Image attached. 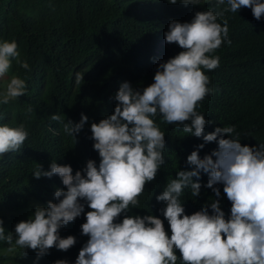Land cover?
<instances>
[{
    "label": "clouds",
    "instance_id": "9594fccd",
    "mask_svg": "<svg viewBox=\"0 0 264 264\" xmlns=\"http://www.w3.org/2000/svg\"><path fill=\"white\" fill-rule=\"evenodd\" d=\"M168 2L187 8L191 20H172L165 32V42L177 44L182 51L160 61L154 82L142 90L129 81L122 82L114 96V112L91 123L89 139L99 153L98 166L89 159L85 168L73 174L71 164L53 160L49 170L39 165L33 172L35 178L59 176L65 187L56 189L57 202L37 205L27 220L15 225L14 232L6 234L0 217V241L7 242L9 252L23 249L26 257L31 249L39 260L52 248L68 251L77 237H63L60 230L84 214L87 206L90 210L81 230L89 238L74 264H264V142L242 144L234 125L217 126L205 134L210 121L197 111L205 98L217 91L211 81L220 85L224 102L247 95L236 67L224 58L227 49L255 44L257 50L248 65L264 76V0ZM242 8L251 9V24L236 14ZM233 20L241 28L235 30ZM256 22H260L259 29ZM13 61L19 68L30 69L27 59L21 58L16 39L0 41V78L9 73ZM252 61H258L260 67L254 68ZM220 70L224 72L218 76ZM82 80L84 75L77 72L75 83L80 85ZM26 89V79L13 74L0 91V105L24 96ZM257 97L255 94L254 99ZM157 116L168 125H183L185 133L205 143L218 141V148L201 157L205 145H198L187 157L191 170H179L162 193L157 189L152 192L156 210L130 215L133 208H139L147 184L165 164L166 134L156 122ZM88 119L81 113L79 122L64 123L61 115H51V120L63 124L64 133L75 139ZM28 136L24 123L0 124V158L9 152L19 153ZM201 172L208 174L204 187L213 191L215 199L187 214L181 197L185 189H190L192 197L201 195ZM220 184L231 202L230 215L221 206ZM159 209L163 219L158 216ZM54 264L71 262L58 259Z\"/></svg>",
    "mask_w": 264,
    "mask_h": 264
},
{
    "label": "trees",
    "instance_id": "16d2710c",
    "mask_svg": "<svg viewBox=\"0 0 264 264\" xmlns=\"http://www.w3.org/2000/svg\"><path fill=\"white\" fill-rule=\"evenodd\" d=\"M186 14L187 8L179 2L170 4L168 0H0V41L16 39L21 58L27 59L30 65L25 70L13 61L6 79L0 80L3 85L13 74L26 79V94L0 105V124L24 123L29 131L19 153L9 152L0 158V217L6 234L14 232L19 221L27 220L37 205L46 207L49 201L57 202L56 189L65 187L59 176L35 178L33 172L39 165L49 170L53 160L71 164L73 174L85 168L89 159L99 165V153L93 148L94 141L89 139L91 123L114 112L117 104L114 96L122 82L129 81L134 88L142 90L154 82L160 61L182 51L177 44L165 42V32L172 20L190 22ZM236 14L251 24L250 8H242ZM259 24L255 23L258 29ZM232 27L241 28L236 20L232 21ZM256 50L252 42L238 50L227 49L224 58L236 67L247 95L224 102L220 85L211 81L217 91L206 97L197 109L210 121L205 134L217 126L234 125L242 144L255 146L262 144L259 141L264 142V76H258L248 65ZM251 65L260 67L258 61H252ZM77 72L84 75L80 85L75 83ZM223 72L218 71V76ZM2 85L0 91L6 88ZM29 107L32 112L27 111ZM55 113L62 116L64 123L79 122L81 113L89 117L77 134V142L74 136L64 133L63 124L51 120ZM156 122L166 134L165 164L156 179L147 184L139 208H133L130 215H147L156 210L158 203L152 192L157 189L162 193L179 170H191L187 157L198 145H205L200 149L201 157L218 148V141L205 143L202 138L185 133L183 125H168L160 116ZM208 178V174L201 172L202 189L198 198L191 196L190 189L184 190L181 199L187 214L215 199L213 191L204 187ZM220 185L221 206L230 215L231 202ZM31 207L32 212L28 210ZM160 209L158 216L163 219ZM89 210L85 206L84 214L61 228V236L77 237V243L68 251L52 248L37 260L33 250L28 249L27 256L23 257V249L9 252L7 242L0 241V264H54L58 259L74 264L89 238L81 230ZM164 222L171 235L167 221Z\"/></svg>",
    "mask_w": 264,
    "mask_h": 264
},
{
    "label": "rangeland",
    "instance_id": "374dc122",
    "mask_svg": "<svg viewBox=\"0 0 264 264\" xmlns=\"http://www.w3.org/2000/svg\"><path fill=\"white\" fill-rule=\"evenodd\" d=\"M6 76H7V75H6ZM6 76L3 77V78H0V80H1V81H4V80L6 79ZM6 84H7V83H4V84L2 85V83H0V85H2V88H4V87L6 86ZM2 90H3V89H2ZM28 210H29L30 212H32V211H31V210H32V207L29 208Z\"/></svg>",
    "mask_w": 264,
    "mask_h": 264
}]
</instances>
